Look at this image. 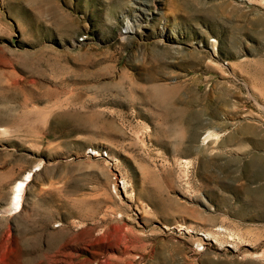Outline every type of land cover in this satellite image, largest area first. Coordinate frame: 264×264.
<instances>
[{"label":"rangeland","instance_id":"1","mask_svg":"<svg viewBox=\"0 0 264 264\" xmlns=\"http://www.w3.org/2000/svg\"><path fill=\"white\" fill-rule=\"evenodd\" d=\"M0 264H264V0H0Z\"/></svg>","mask_w":264,"mask_h":264},{"label":"bare ground","instance_id":"2","mask_svg":"<svg viewBox=\"0 0 264 264\" xmlns=\"http://www.w3.org/2000/svg\"><path fill=\"white\" fill-rule=\"evenodd\" d=\"M32 172L33 170L28 171L21 179L15 181L12 187L10 205L8 206L6 212H13L20 210L22 193L28 181L32 177Z\"/></svg>","mask_w":264,"mask_h":264}]
</instances>
